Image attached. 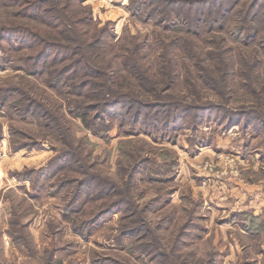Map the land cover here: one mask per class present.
Masks as SVG:
<instances>
[{
    "label": "rangeland",
    "instance_id": "374dc122",
    "mask_svg": "<svg viewBox=\"0 0 264 264\" xmlns=\"http://www.w3.org/2000/svg\"><path fill=\"white\" fill-rule=\"evenodd\" d=\"M137 1L71 0L68 12L73 19L86 16V26L76 25L88 38L105 34L102 60L113 66L119 90L140 88L118 58L128 47L137 44L136 54H145L159 83L163 47L154 39L187 37L207 45L160 26L166 0H150L152 15L145 6L135 10ZM252 1L224 0V11L233 10L223 23L236 25L242 6L250 4V10ZM17 9L0 0V23L24 21L56 33L39 20L20 19ZM261 11L262 26L264 5ZM217 35L225 40V32ZM235 37L234 43H223L228 52L213 49V56L221 53L235 62L228 85L219 90L192 76L193 60L174 48L185 58L177 64L171 96H194L185 80L190 77L202 96L197 105L213 109L205 110L210 116L203 119L192 110L187 124L155 139L130 134L132 126H121L117 116L104 121L109 130L93 133L73 116L75 103L90 98L70 95L68 86L48 85L47 72L16 70L19 58L30 54L27 48L0 51L7 59L0 67V90L25 96L14 93L9 107L0 109V264H264V220L258 233H250L237 215L249 210L264 217V39L236 42ZM219 72L214 70L215 77ZM19 102L33 103L42 116H23ZM45 167L36 183L34 175L21 178L29 174L26 168ZM120 203L104 214L108 204Z\"/></svg>",
    "mask_w": 264,
    "mask_h": 264
},
{
    "label": "trees",
    "instance_id": "16d2710c",
    "mask_svg": "<svg viewBox=\"0 0 264 264\" xmlns=\"http://www.w3.org/2000/svg\"><path fill=\"white\" fill-rule=\"evenodd\" d=\"M4 1L6 4L18 5L16 13L20 19L39 20L46 24L47 28L56 30V33L61 37L56 33H48L46 29H41L36 25L32 26V23L2 22L0 23V51L11 53L13 50L19 51L22 48H27L30 54H27L23 59L19 58L18 63L14 65L16 70H24L34 76H43L47 72L48 85L55 88L68 86L70 95L90 98L91 102L75 103L73 116L79 118L82 124L95 134H103L107 130L106 127L109 130V125L104 124V121L116 116L123 120L121 126H132L128 131L130 134L142 132L154 139L166 135L167 129L172 130L185 124L187 121L184 120L192 110H195L193 116L196 118L202 116L203 119V117L210 116L205 110L213 109L212 105H197L202 100V96L199 93V88L194 85L198 82L196 79L194 82L190 77L185 78L194 87V96L183 95V99L171 96L170 92L180 74L177 71V64L183 63L185 58L174 51V48H182L188 54V59L193 60L194 68L190 69L192 76L196 75L199 82L205 87L219 90L218 88H225L228 85L227 74L233 70L235 62L228 57H225V61L222 56H219L221 53H217L216 57L213 56L215 53L213 49L219 47L228 52V47H224L223 43L225 40L234 43L235 41L232 39L234 33L236 42L240 37H244L247 41L264 39L261 35L264 25L261 26L260 23L263 21L261 7L264 5V0H253L252 4L255 6L253 5L254 8L250 10L248 9L250 4L242 6V13L237 17L236 25L223 23L225 16L233 10L230 8L227 10L228 12L224 11V0H210L209 2L207 0H166L164 9L158 15L160 23H165L160 26L177 33L180 31L182 36L201 39L207 45L200 46L194 39L190 40L187 37H176L175 40H167L163 37L154 39L153 43L163 47L159 53L162 58L159 73L163 77L159 79V83L155 82L156 76L155 73L150 72V65L143 61L145 54H136L137 44H134L132 49L128 47L127 53L118 55V58L121 60L122 67L131 73L140 88L139 91H133L135 89L119 90L115 85L117 76L113 66H106L102 60L107 43L105 34L101 31L99 34L95 32L92 38H88V31H82L76 25L86 26V16L78 19L68 16L69 9L73 6L71 0ZM144 6L151 8L146 14L152 15L153 7H151L150 0H139L134 8L138 10ZM252 16L253 19H251ZM207 23L209 24L206 26ZM223 32H225L223 35L225 40H217L216 36H219L217 34ZM151 43V40L146 41V48L149 50L153 49ZM241 55L245 57V53ZM5 57L0 56V67L7 65ZM180 59L182 62H179ZM210 61L214 67L211 66L212 64H208ZM216 68L220 70L218 78L214 73ZM190 71L186 72L187 76L191 74ZM14 93L23 97L19 90L8 91L5 88L0 90V109L9 107L11 104L9 100ZM20 104L18 107L23 116L29 114L42 116L39 110L35 109L33 103H28L27 107ZM196 109L202 111H196ZM92 112H96L95 115H91ZM99 124L105 125L104 129L99 128ZM24 171L29 174L21 178L28 179L34 175V180L33 178L32 180L36 183L38 176L44 177L46 167L38 170L26 168ZM83 186L85 183L82 182L77 188L76 198ZM122 205L120 203L110 208L112 205L108 204L109 209L107 208L104 214ZM237 215L244 218L240 221L247 232L258 233L260 231L261 222L264 220L263 216L260 217L259 214L256 215L249 210H243Z\"/></svg>",
    "mask_w": 264,
    "mask_h": 264
}]
</instances>
